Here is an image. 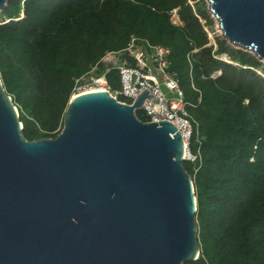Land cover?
Instances as JSON below:
<instances>
[{"label":"water","instance_id":"95a60500","mask_svg":"<svg viewBox=\"0 0 264 264\" xmlns=\"http://www.w3.org/2000/svg\"><path fill=\"white\" fill-rule=\"evenodd\" d=\"M207 2L225 38L264 62V0ZM148 96L145 89L130 105L105 90L73 95L58 135L29 140L0 73V264L199 257L183 139L171 121L137 116Z\"/></svg>","mask_w":264,"mask_h":264},{"label":"trees","instance_id":"16d2710c","mask_svg":"<svg viewBox=\"0 0 264 264\" xmlns=\"http://www.w3.org/2000/svg\"><path fill=\"white\" fill-rule=\"evenodd\" d=\"M193 1L8 0L0 12L1 78L25 137H56L76 79L97 63L98 75L106 72L107 51L127 47L132 35L169 47L170 70L196 104L189 111L203 155L194 178L200 254L184 264H264V77L256 71L264 63L227 39L210 44L205 27L215 22L205 0ZM175 8L182 25L171 21ZM106 77L120 88L116 68Z\"/></svg>","mask_w":264,"mask_h":264},{"label":"built area","instance_id":"2783aa9c","mask_svg":"<svg viewBox=\"0 0 264 264\" xmlns=\"http://www.w3.org/2000/svg\"><path fill=\"white\" fill-rule=\"evenodd\" d=\"M171 21L182 25L177 8L171 12ZM170 54L169 47L132 35L127 47L107 51L100 61L108 66L106 72L113 68L118 70L120 88L113 89L110 86L106 72L98 75L97 63L88 74L76 79L75 92L80 94L100 88L110 92L120 102L132 105L148 89L153 96L146 97L136 112L142 110L147 118L145 121L169 120L174 123L184 143L183 162L192 164L194 173L191 176L194 180L203 164L201 145L195 146L200 140L199 124L189 111L196 104L186 97L176 73L170 70ZM191 87L197 89L193 81Z\"/></svg>","mask_w":264,"mask_h":264},{"label":"rangeland","instance_id":"374dc122","mask_svg":"<svg viewBox=\"0 0 264 264\" xmlns=\"http://www.w3.org/2000/svg\"><path fill=\"white\" fill-rule=\"evenodd\" d=\"M206 1V4H207V6H206V11L210 14V16H211V18H213V20H214V25L212 26V27H206L208 30H209V33L210 34H212V36H210L209 34H208V36H209V38H210V44H214V45H216V43H215V38L216 37H220V38H223V39H226L225 38V36L219 31V28H218V22H217V20H216V18L214 17V15H213V13L211 12V10H210V8H209V4H208V2H207V0H205ZM190 2L193 4V3H195V1H193V0H190ZM22 15H23V13H22ZM24 16V15H23ZM204 20H202V22H203ZM228 41V40H227ZM229 42V41H228ZM229 44L230 45H232V46H234V47H236V48H238L237 46H235L233 43H231V42H229ZM249 51V50H248ZM252 54H254L255 55V53L254 52H252V51H250ZM222 58L223 59H228V57L226 56V55H222ZM263 62V61H262ZM264 63V62H263ZM256 70H258L257 72L262 76V77H264V70L262 69V68H258V69H256ZM220 74V72H218L216 75H219ZM185 164L187 163V162H184Z\"/></svg>","mask_w":264,"mask_h":264},{"label":"bare ground","instance_id":"6f19581e","mask_svg":"<svg viewBox=\"0 0 264 264\" xmlns=\"http://www.w3.org/2000/svg\"><path fill=\"white\" fill-rule=\"evenodd\" d=\"M218 28H219V31L223 34V30L221 29L220 25H219V22H218ZM226 55V54H225ZM225 60H229V59H226ZM230 61V60H229ZM98 90H101L100 88H96V89H93V90H90V91H98ZM86 92H89V91H86ZM84 93V92H83Z\"/></svg>","mask_w":264,"mask_h":264}]
</instances>
